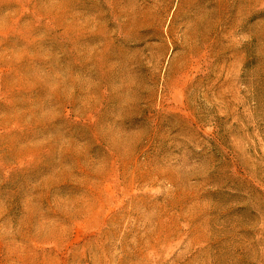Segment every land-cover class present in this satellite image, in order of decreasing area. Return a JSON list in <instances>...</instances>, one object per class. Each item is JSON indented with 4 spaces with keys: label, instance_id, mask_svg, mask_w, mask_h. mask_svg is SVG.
Here are the masks:
<instances>
[{
    "label": "rangeland",
    "instance_id": "374dc122",
    "mask_svg": "<svg viewBox=\"0 0 264 264\" xmlns=\"http://www.w3.org/2000/svg\"><path fill=\"white\" fill-rule=\"evenodd\" d=\"M0 264H264V0H0Z\"/></svg>",
    "mask_w": 264,
    "mask_h": 264
}]
</instances>
